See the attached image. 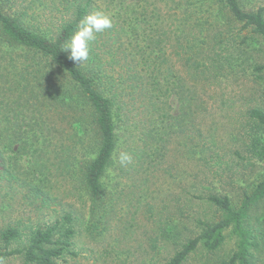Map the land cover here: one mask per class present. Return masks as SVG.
I'll return each mask as SVG.
<instances>
[{
	"label": "trees",
	"instance_id": "obj_1",
	"mask_svg": "<svg viewBox=\"0 0 264 264\" xmlns=\"http://www.w3.org/2000/svg\"><path fill=\"white\" fill-rule=\"evenodd\" d=\"M19 1L0 0V103L9 104L5 95H16L19 100L13 101L21 102L35 121L31 129L22 131L19 114H3L1 174L12 179L3 158L7 149L28 153L25 145L30 138L24 134L32 131L37 137L56 128L60 146H64L66 133L73 141V147L67 145L70 155L64 165L88 196L89 206L87 218L76 210H62L53 220L32 227L26 243H21L24 236L19 226L7 227L0 234V260L15 256L22 264H63L68 263V256L79 255L75 245L82 231L93 240L103 241L110 229L115 193L105 177L125 140L121 142V129L127 132L126 152L133 153L143 165H155L164 157V123L173 118L166 106L170 107L172 93H176L186 115L195 107L206 111L204 95L230 76L261 85L264 64L256 57L261 53L258 46L264 42V5L247 9L242 0H155L157 13L149 14L148 4L144 8L146 21L154 18L158 23L155 34L146 35L145 46L138 45L141 54L137 59L132 40L135 26L129 22L131 33L123 41L121 34L128 31L115 12L103 8L101 0H58L65 12L50 24L28 19L29 8L23 4L26 0ZM130 5L126 23L134 13ZM96 11L111 17L112 28L97 34L89 59L78 64L63 49L80 21ZM156 63L163 66L157 72L150 68ZM177 63L185 75L176 69ZM226 102L233 107L231 97L222 104ZM252 102L242 112V119L233 124L230 136L234 148L228 151V159L217 152L218 142L204 134L207 129L199 130L194 152L207 171L188 184L176 214L164 215L158 210L153 215L148 264H187L195 256L202 264H209L223 248L229 232L237 237V247L228 257L218 259V264H253L264 243V212L257 214L264 202V99L254 93ZM135 112L141 116L135 126L142 134L138 146L131 147L128 141L134 132ZM18 141L22 144L15 151L13 146ZM253 159L263 166L255 182L237 189L228 174L234 190L222 185L227 169L234 176L240 161L251 163ZM216 166L218 170L211 172ZM35 170L34 179H39ZM31 187L37 191L36 197L42 196L37 185ZM42 200L48 203L49 199L43 196Z\"/></svg>",
	"mask_w": 264,
	"mask_h": 264
},
{
	"label": "rangeland",
	"instance_id": "obj_2",
	"mask_svg": "<svg viewBox=\"0 0 264 264\" xmlns=\"http://www.w3.org/2000/svg\"><path fill=\"white\" fill-rule=\"evenodd\" d=\"M242 1L247 9L264 5V0ZM20 3L21 0L18 4ZM100 3L104 9L115 12L121 21V25H124L128 31L127 34H121L123 41L129 38L131 33L132 25L129 22L135 26L136 33H132L134 34L132 40L133 44H136L134 52L139 59L141 49L138 45L145 46L146 35L155 34V28L158 24L154 18L146 21L144 13L147 4L149 14L157 13L155 9L158 7L155 5V0H150L148 3L145 0H101ZM163 3L165 2L163 1ZM23 4L29 8L27 18L34 22H38L35 19L37 18L50 24L52 19L61 18L62 13L65 12L62 11V4L58 0H26ZM128 4H131L130 7L133 6L134 13L131 21L128 20L126 23L125 20L129 13ZM117 46H119V42ZM258 47H261V53L256 57V60L264 64V42L261 41V45ZM151 50L152 48L149 47L147 51L150 52ZM141 65L147 66L143 63ZM158 67L163 68L158 63L150 65L151 70L155 69L156 72ZM176 69L185 75L180 64L177 63ZM138 70H140L139 66ZM261 74L264 78V71ZM168 82L173 83L172 80H167ZM254 93H257V97L260 94L261 100L264 99L263 80H261L260 86H255L251 81H237L235 75L234 77L230 76L226 81H220L219 84L212 86L204 95L206 111L197 110L195 107L193 112L186 115L183 114L184 108L176 93H172L169 96L170 107L166 106V110L170 112L173 118L169 117L164 123V157L151 166H148L147 163L143 165L139 159H135L132 152V163L126 166L120 165L116 158L114 166L108 170L105 177L109 189L115 193L114 209L110 214L111 224L107 235L102 239L103 241H98L91 239L82 231L78 234L75 245V250L79 252V255L76 257L68 256V263H62L148 264L151 254L148 253L147 248L154 226L153 215L159 212L158 210L164 215L176 214L178 203L185 197L188 184L195 182L198 174L201 175L205 170L194 152L198 147L196 144L200 140L199 130L207 129L204 133L208 136L207 138L218 142L217 152L222 156L224 154L227 156L228 151L230 152V149L234 148L230 136V132L234 128L233 124L242 119L241 114L247 110L248 105L252 102ZM230 97L234 102L232 108H229L227 102L222 104V101H226ZM4 98L5 102H11L9 104L0 103L2 110L0 120L3 119L5 112L10 111V116L20 115L19 124L23 129L22 131L31 129L35 118L28 117L29 111H25V106L21 105V102L13 101L19 100L16 95L15 97L5 95ZM252 104L255 102L253 101ZM134 116V132L128 141L131 147L138 146L142 134L141 129L135 126L136 121L138 122L141 116L136 112ZM12 122H15L14 119ZM182 122L183 125H181ZM5 124L6 121H4ZM12 124H15L17 128L16 122ZM51 125L58 126L55 122H51ZM152 126H156L154 120H152ZM57 133L58 129L55 128L42 135L39 133V136L36 137L34 132L29 131L23 136L30 138L28 145H25L28 153H15L7 149L3 154V158L7 161L5 168L9 174L12 173V179H7V174H1L0 170V234L9 226H19L24 236L21 243H26L32 227L53 220L54 216L62 213V210H76L75 213L80 214L81 217H88V196L80 190V185L76 183V180L66 172L67 167L64 165V160L70 155L67 145L72 144L73 141H70V135L66 133L62 137L64 146H60L61 143L57 142V137H59ZM120 136L121 142L124 138L125 140L117 153V157L119 152H126L127 148V132L121 129ZM262 136L264 138V129ZM21 144V141L14 144L15 151ZM73 146L72 144L71 147ZM83 152L84 149H81V157L84 156ZM240 162L239 169H236L237 163L234 164L236 170L234 176L228 169L222 175L223 186L233 189L232 181L227 178L228 174L234 181V188L240 189L244 188L246 184L255 182L263 171L262 163L254 159L251 160V163L248 161ZM33 170L36 171L39 179H34ZM210 170L212 172L218 169L216 166ZM219 172L221 171L219 170ZM31 185H37L42 190H39L42 194L41 197H36L37 191ZM43 196L49 199L48 203L42 200ZM233 196L235 199L238 198L237 195ZM263 212L264 202L259 205L257 214L261 215ZM2 246L0 237V247ZM236 247L237 237L229 232L223 248L209 264H218V259L228 257ZM109 249L110 251H107ZM201 260H199V256H195L187 264H202ZM3 264H22V261L20 257L11 256ZM253 264H264V243L253 259Z\"/></svg>",
	"mask_w": 264,
	"mask_h": 264
},
{
	"label": "clouds",
	"instance_id": "obj_3",
	"mask_svg": "<svg viewBox=\"0 0 264 264\" xmlns=\"http://www.w3.org/2000/svg\"><path fill=\"white\" fill-rule=\"evenodd\" d=\"M112 28V19L103 12H92L85 16L79 23L77 30L66 43L64 51L68 52L69 59L81 64L89 59L91 44L97 39V34L104 33ZM118 163L126 166L132 163L130 153L121 151L117 157ZM0 264L3 261L0 260Z\"/></svg>",
	"mask_w": 264,
	"mask_h": 264
}]
</instances>
